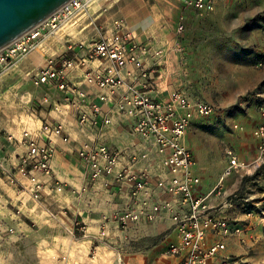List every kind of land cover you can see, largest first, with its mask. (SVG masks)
Instances as JSON below:
<instances>
[{
	"label": "crops",
	"instance_id": "crops-1",
	"mask_svg": "<svg viewBox=\"0 0 264 264\" xmlns=\"http://www.w3.org/2000/svg\"><path fill=\"white\" fill-rule=\"evenodd\" d=\"M181 6L192 10L180 0H103L84 24L68 26L44 42L43 51L35 50L17 66L0 72V220H6L13 230H26L25 236L16 235L28 246L82 248L86 259L78 264H176V259L166 253L167 240L173 238L166 235L171 226L169 218L118 230L104 217L120 206L128 188L120 190L113 180L92 184L90 168L77 151L85 145H105L121 152L119 166L131 165L133 170H140L147 164L142 159L131 161L133 155L153 150L132 131L138 115L129 105L125 104L124 109L119 106L133 92L146 91L150 97L162 99L178 89L184 73L178 61L185 54L189 57L182 47L185 43L176 38L174 31L183 18ZM118 18L124 20L136 42L149 48L144 61L150 72L147 87L140 86L139 73L132 65L120 70L122 84L114 91L87 83L85 74L89 70L105 66L97 60L76 62L66 69L68 82L84 93L83 98L65 93L55 83H32L31 74L44 66L49 56L80 60L94 41L111 35L112 21ZM261 73L264 75V71ZM104 95L106 100L101 98ZM81 113L86 115L85 122L78 121ZM237 114L231 118L219 115L207 122L194 118L183 143L196 161L194 174L200 195L209 192L223 176L226 146L234 148L240 162L248 164L222 179L221 198L237 191L242 200L248 199L254 212L247 216L238 208L233 211L244 226V237L242 241L236 236L227 239L222 254L237 256L250 251L259 258L264 256V222L260 219L264 210V156L259 157L252 132L264 125V116L253 107ZM105 119L109 123L105 124ZM44 124L61 125L68 140L43 132ZM213 130L221 137L219 145L209 135ZM24 131L32 137L50 139L55 148L52 174L38 176L43 185L37 199L32 198L29 182L17 171L27 151L21 142ZM8 174H13V182ZM55 182L62 184L61 191L55 190Z\"/></svg>",
	"mask_w": 264,
	"mask_h": 264
},
{
	"label": "built area",
	"instance_id": "built-area-1",
	"mask_svg": "<svg viewBox=\"0 0 264 264\" xmlns=\"http://www.w3.org/2000/svg\"><path fill=\"white\" fill-rule=\"evenodd\" d=\"M88 1L69 0L35 27L2 47L0 71L15 65L18 60L36 50L46 34H52L55 31L53 28L62 20L87 7ZM180 1L186 7L207 13L214 9L216 0ZM112 26L111 35L94 41L87 55L80 60L64 56L48 57L45 65L31 74L32 83L36 86L55 83L65 93L83 98L84 93L68 82L66 69L73 67L76 62L97 60L105 66L89 70L85 74L87 83L114 91L122 84L120 70L132 65L139 73L140 86L147 87L150 72L144 61L149 48L146 44L135 41L131 32L126 30L122 18L113 20ZM182 29L183 24L179 22L177 30ZM263 63L258 61L256 65L261 66ZM101 98L107 99L105 95ZM122 101L120 109H124L126 104L132 108L131 112L138 115L132 131L153 150L133 155V162L138 159L147 161L140 170H133L131 165L119 166V150H112L105 145L92 148L85 145L78 149V156L90 168L92 184L97 180L104 184L113 180L120 190L125 186L128 188L120 206L104 219L111 220L118 230L126 231L141 224L158 222L166 216L171 222L166 235L173 236L167 240L166 253L176 259V264H234L230 255L222 254L227 239L236 236L242 241L244 237V226L233 215V211L238 208L247 216L254 212L246 202L248 199L242 200L237 191L221 198L222 179L248 164L240 162L235 149L226 146L224 155L227 163L223 176L209 192L200 195L196 191V161L190 149L183 143V137L192 120L198 116L212 115L216 111L214 105L202 100L192 101L181 91H173L162 99L152 98L146 91H137L130 97H124ZM258 111L264 116V104L259 106ZM85 120L86 115L81 113L78 121ZM104 123H109V119H105ZM42 131L61 137L64 141L68 140L61 125L44 124ZM252 133L257 139L259 157H263L264 125H258ZM21 142L26 145L27 151L21 157L17 171L29 182L32 198L37 199L43 185L38 176L52 174L51 160L55 148L50 139L32 137L28 131L23 132ZM12 175L8 174L11 182L14 181ZM55 185L56 191L62 190V184L55 182ZM261 213L260 219L264 222V210Z\"/></svg>",
	"mask_w": 264,
	"mask_h": 264
},
{
	"label": "rangeland",
	"instance_id": "rangeland-1",
	"mask_svg": "<svg viewBox=\"0 0 264 264\" xmlns=\"http://www.w3.org/2000/svg\"><path fill=\"white\" fill-rule=\"evenodd\" d=\"M101 2L89 5L68 26L84 24ZM180 12L183 18L178 21L183 22V29L178 31L176 24L174 31L176 38L185 43L182 47L189 57L185 54L178 61L184 73L175 91L183 92L192 101H206L216 108L212 115L195 118L207 122L217 118L220 112V116L231 118L247 107L258 110L264 103V75L261 73L264 63L256 65L258 61L264 62V0H216L211 12L183 6ZM209 135L216 145L220 144L221 137L216 130ZM25 233L26 230H13L6 220H0V264H78L86 259L82 248L28 246L16 235L25 236ZM230 258L234 264H264V256L257 258L250 251Z\"/></svg>",
	"mask_w": 264,
	"mask_h": 264
},
{
	"label": "water",
	"instance_id": "water-1",
	"mask_svg": "<svg viewBox=\"0 0 264 264\" xmlns=\"http://www.w3.org/2000/svg\"><path fill=\"white\" fill-rule=\"evenodd\" d=\"M69 0H0V49Z\"/></svg>",
	"mask_w": 264,
	"mask_h": 264
},
{
	"label": "bare ground",
	"instance_id": "bare-ground-1",
	"mask_svg": "<svg viewBox=\"0 0 264 264\" xmlns=\"http://www.w3.org/2000/svg\"><path fill=\"white\" fill-rule=\"evenodd\" d=\"M101 2L102 0H89L88 1V3H87V7H84V8H82L81 10H78L76 13H74L71 17H69L68 19H64V20H62L60 23H59V25L54 29L53 28V33L52 34H46L41 40H40V42H39V45H38V48H40V50L41 51H43V48H44V45H43V43L44 42H47V41H50L51 39H53L55 36H57V35H60V33L61 32H63V31H65L66 30V28L68 27V25L70 24V22H71V20L73 19V18H75L77 15H79V14H81L82 12H84V10L86 9V8H88L89 7V5H91L92 3H96V2ZM67 25V26H66ZM64 34V33H63ZM64 36H66V35H63L62 37H64ZM37 48V49H38ZM35 51V50H34ZM34 51H31V52H34ZM30 52V53H31ZM29 54V53H28ZM27 56V55H26ZM26 56H24L23 58H21L20 60H18V62H17V64L15 63V65L14 66H17ZM50 57V56H49Z\"/></svg>",
	"mask_w": 264,
	"mask_h": 264
}]
</instances>
